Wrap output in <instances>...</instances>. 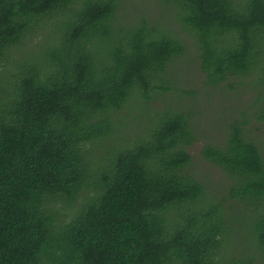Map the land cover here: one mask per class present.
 Here are the masks:
<instances>
[{"label": "trees", "instance_id": "1", "mask_svg": "<svg viewBox=\"0 0 264 264\" xmlns=\"http://www.w3.org/2000/svg\"><path fill=\"white\" fill-rule=\"evenodd\" d=\"M157 1L168 25L127 17L124 0H0V264H264V156L247 121L200 152L227 197L185 171L189 113L112 137L123 106L190 95L166 77L186 50L173 23L194 38L206 86L252 74L264 89V0ZM47 23L37 53L19 54L15 73L1 65ZM87 146L108 148L94 161ZM239 233L245 248L230 255Z\"/></svg>", "mask_w": 264, "mask_h": 264}, {"label": "rangeland", "instance_id": "2", "mask_svg": "<svg viewBox=\"0 0 264 264\" xmlns=\"http://www.w3.org/2000/svg\"><path fill=\"white\" fill-rule=\"evenodd\" d=\"M125 13L127 17L133 19L136 11H143L148 17L154 20H160L163 24L168 25L171 20L170 13L163 9V6L157 0H124ZM119 18L122 14L118 13ZM171 16V17H170ZM147 18V17H146ZM170 30L180 32V37L184 41V54L170 63L167 67L166 77L179 91H185L190 95L179 96L178 92H170L159 94L151 93V100L147 105L138 102L129 103L123 106L122 110L117 113L113 119L119 122L121 127H117L112 137L117 136L118 140L134 139V133L141 130V125L148 120V117L160 111L170 110L172 112H184L190 114L191 130L196 141L187 149L191 156V162L185 169L186 173L198 179L202 183L208 193H219L221 196L227 197L226 191L229 181L226 176L214 165L206 162L200 156L201 149L205 145H216L222 142L228 130V124L235 119L238 121H247L243 126L245 138L255 143L264 156V121H259L257 115L254 114L256 108L263 104L264 109V89L260 88L263 84L260 80H256L252 74L247 76L229 77L223 83L216 87H208L205 84V76L200 69L198 59V50L196 48L194 38L188 36L186 32L182 33L176 23L170 24ZM47 26L43 27L33 39H26L20 48L11 50L6 61H2L1 65H5L9 72H16L15 63L19 54L37 53L35 47H39L42 34L49 30ZM25 55V54H24ZM137 98V97H135ZM259 105L256 104L258 100ZM133 105V106H132ZM143 111V116L140 112ZM257 111V110H256ZM145 121V125H146ZM230 123V124H231ZM123 133V134H122ZM118 134H121L118 136ZM107 147L93 146L87 156L91 160L97 161L104 156ZM229 201V200H228ZM237 212V209H231ZM66 219L70 218V212H64ZM231 212L226 210L225 215L229 218ZM233 237V236H232ZM239 238H241L239 240ZM243 235L238 234L235 238H231L225 250L230 255H237L240 250L244 249L241 245Z\"/></svg>", "mask_w": 264, "mask_h": 264}]
</instances>
